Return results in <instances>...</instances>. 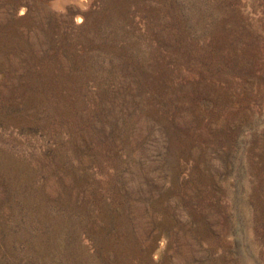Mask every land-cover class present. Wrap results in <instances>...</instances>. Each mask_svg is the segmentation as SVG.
Instances as JSON below:
<instances>
[{"label": "rangeland", "instance_id": "obj_1", "mask_svg": "<svg viewBox=\"0 0 264 264\" xmlns=\"http://www.w3.org/2000/svg\"><path fill=\"white\" fill-rule=\"evenodd\" d=\"M0 264H264V0H0Z\"/></svg>", "mask_w": 264, "mask_h": 264}, {"label": "bare ground", "instance_id": "obj_2", "mask_svg": "<svg viewBox=\"0 0 264 264\" xmlns=\"http://www.w3.org/2000/svg\"><path fill=\"white\" fill-rule=\"evenodd\" d=\"M86 1V0H85ZM56 4V3H55ZM58 6H59V4H58Z\"/></svg>", "mask_w": 264, "mask_h": 264}]
</instances>
